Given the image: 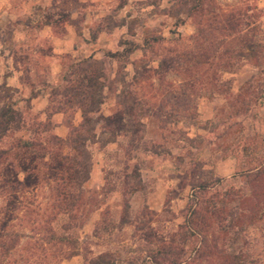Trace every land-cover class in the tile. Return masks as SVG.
<instances>
[{
	"label": "rangeland",
	"instance_id": "1",
	"mask_svg": "<svg viewBox=\"0 0 264 264\" xmlns=\"http://www.w3.org/2000/svg\"><path fill=\"white\" fill-rule=\"evenodd\" d=\"M24 1L0 0V109L24 119L0 139V185H21L0 188V264H151L152 254L169 264V249L179 264H264V0H213L216 13L240 10L254 45L214 59L229 38L196 40L190 0H27L25 32L14 38L3 12ZM66 28L74 39L63 51ZM84 68H103L100 114L128 111L139 132L106 143L111 129L98 115L81 126L77 99L63 95ZM249 166L259 176L242 175ZM221 201L236 214V234L206 215L192 236L190 212Z\"/></svg>",
	"mask_w": 264,
	"mask_h": 264
},
{
	"label": "trees",
	"instance_id": "2",
	"mask_svg": "<svg viewBox=\"0 0 264 264\" xmlns=\"http://www.w3.org/2000/svg\"><path fill=\"white\" fill-rule=\"evenodd\" d=\"M189 7L187 9V17H193L194 15L200 16L199 23L197 24L196 29V36L195 39L198 40L196 37L203 40L204 35H213L215 32H219L224 34L225 37L229 38V41H221L219 44H225V51L221 52L219 48L212 49V59L214 58H221V56L229 55L228 57L232 56H244L243 53L240 51V47H245L249 51L254 48V45L249 44L245 41L243 35L241 33V23H240V10H235L232 12H229L225 15L216 13L214 8H212L213 0H190ZM245 26V25H244ZM151 41H157L156 38H150ZM145 44H148V40L145 41ZM134 47V45H132ZM230 46V47H229ZM139 47L135 45L134 48H130L126 51L127 54L133 53L136 49ZM213 51L215 54H213ZM120 54H107V57L114 58ZM195 59V58H194ZM84 63L88 64V67H94L92 59H86ZM197 64H201V62L197 61L193 66ZM169 66V65H168ZM166 66V68L168 67ZM79 66H77L78 68ZM104 71L103 68H96L93 71L88 70L87 68H84L81 71V74L79 75V78L76 80L77 85L74 87L65 88L63 95L64 98H66L65 103H71V100L73 98H76L77 104L80 105L81 108V117L83 119V125H88L91 123V117L90 114H96L98 115V119L103 123V126L105 128L111 129L110 131V139L106 141V143H110L114 139V135L118 134L120 132H131L133 134H136L139 132V128L137 127V123L135 122V118L133 117L130 112L125 111L123 112H116L113 115L104 116L100 114L99 106L102 102V99L97 98V89L101 87L103 89V85H99L98 82L101 78L104 77ZM66 79H68L66 77ZM67 82H69L67 80ZM5 88V87H4ZM8 90V89H6ZM101 94V93H100ZM66 95H69L70 97H67ZM73 97V98H72ZM72 98V99H71ZM134 104H136V101L134 100ZM83 108V109H82ZM126 122L129 124H126ZM24 123L23 115L21 112L14 109L11 105L2 107L0 109V139L5 136L8 132L11 130H16L19 128L20 124ZM126 125H128L126 127ZM13 126V127H12ZM14 128V129H13ZM54 139L58 140L57 137H53ZM76 139H74L75 141ZM20 145L22 148L26 149L28 152L34 148V144L30 141H22L20 142ZM30 151V152H31ZM33 152L32 161L37 159V155ZM7 155V151L0 150V162L5 156ZM11 168V164L4 167V171H8ZM260 168V166H259ZM256 167H247L245 170L241 172L242 175H245L246 178H250L252 175L259 176L260 173H254ZM258 169V168H257ZM27 169L22 168V171L25 172ZM5 173V172H4ZM87 179V175H84L82 181H85ZM15 183H18L19 181L6 179L2 181V184L0 185V188H9L10 191H19L18 187H15ZM227 198L229 195H226ZM192 202L195 203V200L193 199ZM226 202V201H225ZM198 205V204H197ZM196 205V206H197ZM191 206V205H190ZM191 208V207H189ZM231 208V207H230ZM231 209H227L225 206V203L221 201L219 205H214L207 207L202 213H200V210H198L197 207H195L190 212V217L187 221V230L188 232L193 235H199L201 230L198 226L199 223H197L198 218L204 219L203 216L208 215L209 218L216 217L218 219L221 218L223 220L222 222L218 223L219 231L223 232L224 234H229L230 232H236L234 231V222L236 219L235 212L231 211ZM220 221V220H219ZM202 244V240H201ZM203 249L206 251L207 247L203 243ZM202 248L198 247L195 249V254L197 258L204 257L206 252H204ZM168 253L171 254L169 264H179L176 262L174 258V253L169 249ZM222 253V252H220ZM153 259L151 260V264H160L158 260L155 258V254H152ZM225 260L223 263L220 264H237L233 263L231 259H229V256H224ZM100 260H95L94 262H91L89 264H110L109 262H105L102 256L98 257ZM101 261V262H100Z\"/></svg>",
	"mask_w": 264,
	"mask_h": 264
},
{
	"label": "crops",
	"instance_id": "3",
	"mask_svg": "<svg viewBox=\"0 0 264 264\" xmlns=\"http://www.w3.org/2000/svg\"><path fill=\"white\" fill-rule=\"evenodd\" d=\"M31 1H33L34 3H38V2H40V1H42V0H31ZM27 3H28V1L27 0H25L24 1V3H23V5H21L22 6V8H23V10L22 9H20L19 10V12H17V13H12L11 11H5V12H3V16H2V18L4 19V20H6V21H8V22H11L12 24H16L17 25V27L18 28H14L13 29V32H12V34H13V36H14V38H15V35L17 34V35H19V36H21V34L23 33V32H25V30H23V26H22V24L20 23V21H19V17L20 16H27V17H29L30 15H29V13H28V10H27ZM4 11V10H3ZM39 31H44L46 34H48V32H49V27L48 26H41L39 29H38ZM18 33H20V34H18ZM1 34H4V32L2 31V30H0V35ZM66 38V39H65ZM70 38H71V41H70ZM62 39H64L63 40V42H64V44H65V47H63V51H68L69 50V48L71 47V45H69L72 41H73V39H74V36L72 35V32H71V30L69 29V28H66V30H65V32H64V34H63V38ZM66 40H69V41H66ZM19 73V72H18ZM18 79V78H17ZM36 99H38V97L37 98H35V100Z\"/></svg>",
	"mask_w": 264,
	"mask_h": 264
}]
</instances>
